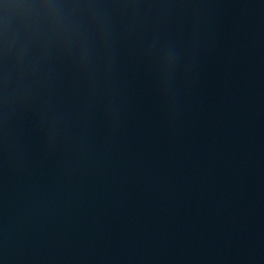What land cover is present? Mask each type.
<instances>
[{"label": "water", "instance_id": "1", "mask_svg": "<svg viewBox=\"0 0 264 264\" xmlns=\"http://www.w3.org/2000/svg\"><path fill=\"white\" fill-rule=\"evenodd\" d=\"M0 264H264L242 0H0Z\"/></svg>", "mask_w": 264, "mask_h": 264}]
</instances>
